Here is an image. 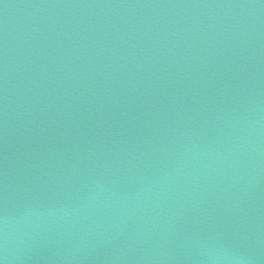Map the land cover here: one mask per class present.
Returning a JSON list of instances; mask_svg holds the SVG:
<instances>
[{
    "label": "water",
    "instance_id": "1",
    "mask_svg": "<svg viewBox=\"0 0 264 264\" xmlns=\"http://www.w3.org/2000/svg\"><path fill=\"white\" fill-rule=\"evenodd\" d=\"M0 264H264V0H0Z\"/></svg>",
    "mask_w": 264,
    "mask_h": 264
}]
</instances>
